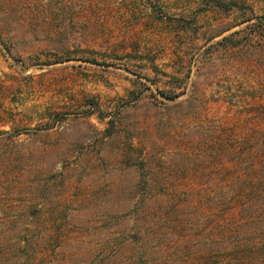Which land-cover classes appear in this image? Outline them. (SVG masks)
<instances>
[{"label":"rangeland","instance_id":"1","mask_svg":"<svg viewBox=\"0 0 264 264\" xmlns=\"http://www.w3.org/2000/svg\"><path fill=\"white\" fill-rule=\"evenodd\" d=\"M255 193L264 0H0V264L47 230L53 264H104L145 210L187 261Z\"/></svg>","mask_w":264,"mask_h":264},{"label":"trees","instance_id":"2","mask_svg":"<svg viewBox=\"0 0 264 264\" xmlns=\"http://www.w3.org/2000/svg\"><path fill=\"white\" fill-rule=\"evenodd\" d=\"M245 199L246 202L241 204L240 212L234 222L231 225L218 222L213 230L215 233L213 243H210V247V244L207 243L205 245L207 248L202 249L197 257H190L187 261L178 262L175 261L177 259L154 258L157 248L153 252L145 249V241L149 240L151 235L149 234L150 227L146 225L148 214L145 210L140 218L132 222L135 241L129 242L124 239L115 244L110 241L104 243L101 250L106 253L104 264H264V195L255 193ZM47 231L50 239L45 238V234L41 232L35 243L29 241L28 236L25 235L24 240L10 245L9 249L5 251V253L7 252L5 257H8L6 259H11L10 256L17 253L23 257L21 264H28L30 257L36 251H40L50 259L51 264L56 263L55 252H61L62 247L65 246L61 244L58 246L53 240L56 238L54 233L50 232L51 230ZM186 247L189 246L186 245ZM113 249L114 251H112ZM127 249H131L128 250L130 254L127 252L126 256L124 255L114 262L108 260L109 252L119 254ZM151 255L154 259L150 258ZM63 263H68V261L65 260Z\"/></svg>","mask_w":264,"mask_h":264}]
</instances>
